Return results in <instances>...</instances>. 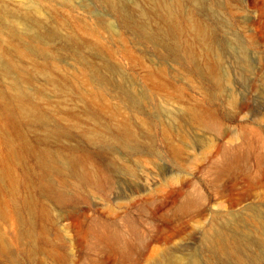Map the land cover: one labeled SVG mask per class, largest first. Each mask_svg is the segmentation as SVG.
I'll use <instances>...</instances> for the list:
<instances>
[{
	"label": "rangeland",
	"instance_id": "rangeland-1",
	"mask_svg": "<svg viewBox=\"0 0 264 264\" xmlns=\"http://www.w3.org/2000/svg\"><path fill=\"white\" fill-rule=\"evenodd\" d=\"M183 2L209 30L214 51L208 60L217 78L205 72L204 60L191 61L165 40L150 39L131 25L143 23L132 5L145 6V0H118L131 24L107 0H71L67 5L55 0L57 15L70 18V28L54 37L51 47L62 53L68 70L79 66L70 53L97 64L108 80L109 103L120 101L119 92L129 94L123 115L135 137L127 145L89 139L83 129L95 126L93 109H85L75 96L48 90L44 103L52 119L44 128H27L31 145L74 152L99 181L57 203L40 193L37 173L23 177L24 170H37L35 158L26 153L17 160L18 192L0 188V200L11 211L10 219L0 217L11 248L10 255L0 254V264H37L26 253L33 243L55 259L53 264H165L176 255L209 254L205 233L214 229L243 244L245 255L264 258V0ZM85 24L99 27L101 52L65 40L72 28L85 39L80 31ZM146 26L157 28V20ZM118 32L124 44L111 38ZM41 82L35 76L29 86ZM192 105L205 112L212 126L185 118L174 127L173 116ZM99 122L113 124L104 112ZM54 126L61 135H47ZM230 147L238 149L239 157L226 164L223 155ZM25 198H32L37 208L47 207L50 215L34 217L29 225L21 204ZM16 204L22 205L20 216L13 211ZM103 225L132 229L131 249L99 239ZM24 230H32L33 238L23 236Z\"/></svg>",
	"mask_w": 264,
	"mask_h": 264
},
{
	"label": "bare ground",
	"instance_id": "bare-ground-1",
	"mask_svg": "<svg viewBox=\"0 0 264 264\" xmlns=\"http://www.w3.org/2000/svg\"><path fill=\"white\" fill-rule=\"evenodd\" d=\"M61 1L63 5L71 2V0ZM107 1H110L113 9L125 22H128L118 0ZM145 1L147 2L145 6L139 3L132 5V9L139 13L143 23L128 22V24L147 32L148 34L145 35L150 39L165 40L177 53L182 51L191 61L204 60L205 72L217 78L208 60L214 51L209 30L190 10L185 9L183 0ZM59 8L55 0H0V188L6 187L12 194L18 192L19 177L16 174V164L17 160L24 159L27 153L35 158L37 170L35 172L24 170V179L28 180L30 174L37 173L38 190L46 199L57 203L63 202L72 191L98 182L99 176L74 152L50 148L36 149L31 145L27 128L32 126L44 128L52 119L44 103L48 100L46 98L48 90H53L61 97L65 93L75 96L83 103L85 109H93L89 113L95 126L83 129L84 135L89 139L115 141L127 145L135 137L129 118L123 115L129 105V94L124 95L123 92L118 91L116 95L121 98L120 103H109L105 88L108 80L97 64L88 62L79 52L70 53L79 66L73 67L76 70H72L73 68L68 70L60 59L62 53L51 47L52 39L63 29L70 28V18L57 15ZM153 19L157 20V28L148 30L150 27L147 28L146 23H150ZM99 30L97 26L85 24L80 31L86 41L78 36L73 28L64 34V38L77 46L86 43L92 50L101 52L104 45ZM111 38L122 44L125 42L121 32L113 34ZM165 45L163 46L162 43L164 49ZM23 59L27 60L26 64L20 62ZM35 76L43 79V82L32 88L29 83L35 81ZM230 102L233 105V98H230ZM101 112L110 116L113 123L110 124L111 127L100 124ZM120 115L123 116L119 117ZM185 118L203 127H210L213 124L205 112L194 105L185 106L180 109V114L173 116L174 127H179L180 122ZM165 131H169L168 125ZM47 135H61L58 126L47 129ZM238 157V149L230 147L225 151L223 160L229 164ZM191 201L192 199H188V202ZM21 204L31 218L28 222L31 226L34 217L43 219L50 215L47 207L37 208L32 198L22 199ZM21 204H16L13 210L19 216L22 214ZM0 217L11 218L9 206L1 200ZM21 223L25 226L27 222L21 220ZM259 223L261 225V222ZM131 232L132 229L122 230L114 225H103L97 231V237L130 250ZM205 234L206 239H204L209 254L176 255L165 264H262L264 262V258L260 255H245L243 244L228 238L221 229H214ZM22 235L29 238L34 236L32 230H24ZM262 244L264 245V241ZM26 250L29 260H34L37 264H53L55 260L43 247L35 243ZM10 253L7 237L0 230V254L7 256ZM221 253L226 257L220 258Z\"/></svg>",
	"mask_w": 264,
	"mask_h": 264
}]
</instances>
